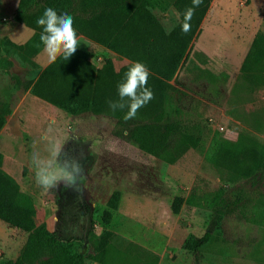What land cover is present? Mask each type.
Instances as JSON below:
<instances>
[{
    "label": "rangeland",
    "instance_id": "obj_1",
    "mask_svg": "<svg viewBox=\"0 0 264 264\" xmlns=\"http://www.w3.org/2000/svg\"><path fill=\"white\" fill-rule=\"evenodd\" d=\"M18 2L0 0V37L13 40L30 31L21 22L18 28L13 19ZM152 12L167 32L180 19L172 5L162 4ZM258 31L264 34V0H210L200 32L174 83L170 81L177 89L173 96L179 113L200 125L203 142L173 164L140 150L115 122L83 121L77 127L52 104L28 97L27 89L41 71L37 54L26 58L12 47H1L0 101L8 104L9 112L0 127V264L15 261L42 223L64 238L81 240L91 226L95 233L109 229L119 237L117 254L152 252L159 257L157 264H169L182 254L185 260L193 255L205 264L262 258L264 174L231 171L208 158L214 136L259 153L264 146V83H252L242 73ZM98 54L112 55L102 48ZM194 60L205 66L191 68ZM187 69L193 78L180 73ZM54 111H61L60 116ZM62 150L84 160L83 174L75 186L59 183L45 190L36 181V169L60 174L57 156ZM115 188L122 190V198L105 224V200ZM192 190L242 193L244 198V208L223 219L220 232H214L197 257L182 243L189 234L201 236L208 229L210 210L182 205L174 213L170 208L176 195ZM84 262L100 264L88 258Z\"/></svg>",
    "mask_w": 264,
    "mask_h": 264
},
{
    "label": "trees",
    "instance_id": "obj_2",
    "mask_svg": "<svg viewBox=\"0 0 264 264\" xmlns=\"http://www.w3.org/2000/svg\"><path fill=\"white\" fill-rule=\"evenodd\" d=\"M162 4L172 5L180 17L168 32L152 12ZM209 4L210 0H203L196 8L190 31L184 33L181 30L183 15L191 6V0H19L13 19L31 28L33 34L24 43H16L7 36L0 37V48L12 47L26 58H31L44 48L39 39L42 29L36 24L44 9L52 7L58 13L68 12L74 19L77 32L148 68L147 86L153 92V99L138 110L136 122L124 119L127 109L113 112L107 101L118 99L117 84L132 63L116 72L111 58L106 57L96 73L94 65L88 60V53L78 48L67 61L57 56L55 61L49 62L32 83L31 94L70 114L91 111L114 116L118 130L121 127L123 134L140 150L173 164L188 149L196 148L203 142L200 125L182 118L179 113L173 96L177 89L170 81L188 55L194 37L200 32ZM242 73L252 83H264V34L261 31L253 38L243 61ZM8 112V104L0 101V127ZM210 150L208 158L231 171L247 173L252 169L255 175L264 174V146L259 153L251 147L241 148L234 142L214 136ZM83 162L66 150L60 151L57 156V165L61 169L74 171L77 163L83 166ZM122 194L120 188H115L106 198L102 217L105 224L110 222L112 212L118 208ZM243 202L242 193L232 196L221 190L214 193L192 190L187 195H176L170 203L174 213H178L182 205L210 210L208 229L201 236L189 234L182 247L197 257L200 248L211 242L214 232H220L223 219L244 208ZM260 205L261 201H258L257 207L260 208ZM118 238L115 232L105 228L95 233L92 226L86 239L64 238L42 223L29 235L18 258L3 264H86L85 258L100 264L158 263L159 257L152 252L143 256L117 254L115 244ZM43 256L44 259L38 263L37 260Z\"/></svg>",
    "mask_w": 264,
    "mask_h": 264
},
{
    "label": "clouds",
    "instance_id": "obj_3",
    "mask_svg": "<svg viewBox=\"0 0 264 264\" xmlns=\"http://www.w3.org/2000/svg\"><path fill=\"white\" fill-rule=\"evenodd\" d=\"M203 0H191L183 15L181 30L190 31L191 19ZM36 24L42 29L40 43L52 61L62 56L67 61L77 51L78 37L74 28V19L68 12L58 13L52 7H46ZM148 68L141 62L134 61L125 72L123 79L117 84L118 99L108 100V106L113 111L127 109L124 119H134L140 108L153 99V92L147 86ZM83 168L77 163L74 171L63 169L60 174L46 169H36V181L45 190L57 187L59 183L65 186H75L81 176Z\"/></svg>",
    "mask_w": 264,
    "mask_h": 264
},
{
    "label": "crops",
    "instance_id": "obj_4",
    "mask_svg": "<svg viewBox=\"0 0 264 264\" xmlns=\"http://www.w3.org/2000/svg\"><path fill=\"white\" fill-rule=\"evenodd\" d=\"M17 25H18V28H19V26H21L23 24L17 23ZM76 33H77L78 44H79L78 49H81V50H83V51L88 53V60L94 65V67H95L94 69H95L96 73L101 69L103 61H104V57L98 54V51L101 50V48L104 49L106 52H109V53L112 54L110 58H111V61H112V64H113V69L116 72H118L123 66H125V65H127L129 63H132L131 60H129L128 58H126L124 56H121V55L117 54L116 52H114L112 50H109L105 46L95 42L94 40L88 38L87 36L77 32V31H76ZM32 34H33V30L30 28V31L28 32V34H25V35H22V36H20V34H17V37L14 36L12 41H14L16 43H24ZM23 36H24V40H17V38L20 39V38H23ZM35 60L40 64L41 70L49 62L52 61V59L49 57L48 53L44 50V48L40 52L37 53V57L35 58ZM196 65H199L201 67L205 66V64H202L200 60H194L193 62L191 61V68H194ZM178 72H179V68L177 69V71H176L174 76H176L178 74ZM180 73H182L183 76H185L186 78H188L189 76H192V78H193V74L190 73V71L188 69L185 70L184 72H180ZM173 81H174V77L171 80V82H173ZM32 83H31V85H32ZM31 85L27 89V92H26L27 96L28 97L31 96L30 98L35 97V98L40 99L39 97L31 94V92H30ZM56 108H58V107H56ZM58 109L63 111L64 113H66V116L68 118H70L69 120L72 123L74 122L77 127H79L81 122H83V121H86V122L91 121V124H93V125H96L99 121H104V120H106L107 122H111V123H113V122L116 123L117 122V118L116 117L111 116V115L106 114V113H93L91 111H85V112H82V113H79V114H70V113L64 111L61 108H58ZM60 112L59 111H54V113L56 115H59ZM184 257H187V256L186 255L184 256L183 254L182 255H178V258L175 259V260H172L171 263H169V264H205V261L202 260V259L195 260L193 255H190V258L187 259V260H185ZM261 257L262 258L258 259V257L256 256L252 260H247L245 264H264V254H262ZM223 264H225V263H223ZM229 264H243V263H241L239 261H234V262H231Z\"/></svg>",
    "mask_w": 264,
    "mask_h": 264
}]
</instances>
